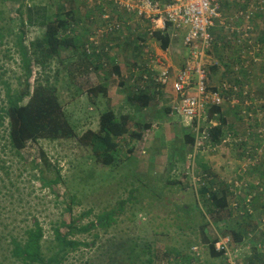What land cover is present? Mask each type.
I'll return each instance as SVG.
<instances>
[{"label":"rangeland","instance_id":"rangeland-1","mask_svg":"<svg viewBox=\"0 0 264 264\" xmlns=\"http://www.w3.org/2000/svg\"><path fill=\"white\" fill-rule=\"evenodd\" d=\"M125 1L0 0V107L7 84L12 90L24 87L26 72L17 42L22 20L27 21L23 28L26 45L45 32L40 23L43 8L46 14L67 17L68 34L82 45L79 50L63 49L46 69L33 59L29 79L34 85L37 78L52 82L58 75V93L76 127L75 137L39 139L14 155L8 146L7 121L0 122V228L8 233L14 225H26L36 217L49 237L64 213L68 219L65 205L72 197L74 214L93 209L84 222L130 198L109 231L155 240L156 264H185L169 254L167 247H184L182 255H190L185 248L189 241L198 244L199 250L191 254L194 264H224L212 256L210 240L233 239V229H242L250 214L258 227L242 244L234 243L236 253L243 264H251L248 257L255 253L264 259V0H217L220 16L213 28L214 42L206 52V67L209 89L217 88L222 94L227 133L220 143L205 144L194 154L184 142L188 133L195 132L189 117L173 111L178 95L174 89L175 95L162 98L168 110L161 114H156L163 107L158 98L141 111L129 100L133 81L146 71L155 76L166 74L173 84V73L182 69L189 55L183 42L186 33L179 30L178 38L171 37L164 49L158 36L150 34L152 22L127 11ZM248 8L250 18L246 17ZM120 22L123 29L112 30ZM117 65L122 66L120 74L114 72ZM99 83L107 85V95L91 96L90 88ZM108 106L117 112H136L154 124L139 140L120 139L123 160L115 167L99 162L80 139L86 130L98 129L100 113ZM43 152L49 167L42 162ZM58 171L64 181L49 184L41 179L52 180ZM203 185L229 190L226 209L207 210L196 195ZM186 204L193 208L190 216L178 208ZM203 222H207L209 242L204 241L198 225ZM81 257L73 256L66 264H83Z\"/></svg>","mask_w":264,"mask_h":264},{"label":"trees","instance_id":"trees-1","mask_svg":"<svg viewBox=\"0 0 264 264\" xmlns=\"http://www.w3.org/2000/svg\"><path fill=\"white\" fill-rule=\"evenodd\" d=\"M43 9L40 23L44 25L45 32L42 36L31 41L29 45L24 43L25 31L23 28L27 21L22 20L23 27L17 42L26 72L24 87L22 90L19 88L12 90L7 84L6 96L3 99L4 105L0 107V122L5 124L7 121L8 146L14 155H20L29 142L47 138H73L77 135L76 127L67 116L58 93L56 83L58 75L52 82L49 78H37L34 85L29 81L33 74V59L42 69H46L63 49L79 50L82 46L78 45L76 37L68 34L70 21L67 17L64 18L58 13L46 14V8ZM19 11L21 12L22 8ZM36 11L40 12V9L37 8ZM29 21L32 23L30 16ZM155 34L161 40L162 47L167 49L171 41L169 35H165L161 30L155 31ZM2 38L3 35L0 33V43H2ZM114 72L120 73L118 65L114 66ZM107 88L104 83L94 85L89 90L90 95L95 97L100 93L107 95ZM145 89L137 90L134 86L133 94L129 96L131 104L140 111L143 109L142 107L151 105L154 99V96L147 93ZM163 109L166 112L168 110ZM207 114L208 120H215L217 123L209 124L206 128L208 138L204 140V143L218 144L227 133V119L223 115V107L211 104L208 106ZM152 126V122L144 121L142 117L131 112H117L113 107L108 106L100 113L98 129L86 130L80 139L90 147L99 162L109 167H115L123 160L121 159L120 139H125L128 136L129 140H139L143 137V131ZM194 141L195 134L188 133L184 145L190 144L191 154H194ZM41 159L46 166H51L45 152L42 153ZM39 172L44 173L43 169H40ZM41 179L49 184L64 181L59 171L52 180L46 179V176H42ZM173 182L180 183L176 179ZM196 195L200 202L204 201L207 210L213 213L226 209L228 205L229 190L226 187L213 190L210 185H203L196 191ZM130 200V198L122 199L117 207L104 208L97 212L93 219L84 222L92 214L93 209L74 214L75 199L72 197L70 203L65 205V211L69 214L68 219L65 218L66 213H64L63 218L56 221L51 227L49 237L46 235L44 225L36 217H33V221L26 225H14L8 229V233L0 228V264H66L73 256L77 257L78 255L82 256L83 264H156L158 249L155 247V240L136 235L121 236L116 232L111 234L109 231L118 223L119 216L124 212L125 205ZM178 208L189 216L193 211L192 206L188 204L182 205V207L178 206ZM200 212L203 214V209ZM249 217V221H244L245 223L242 224V229H233L234 247V243L242 244L249 232L255 231V228L258 227L253 215L250 214ZM198 225L204 241L209 242L210 238L205 233L207 222L198 223ZM177 226L179 229L183 228L182 225ZM84 234H88V236L79 237ZM219 237L210 240V252L213 257H219L226 264L227 256L223 251L217 250L215 246ZM167 248L169 254H173L177 260L185 264H194L191 254L193 255V252L196 253L199 250L198 244L191 241L185 245L186 249H190V255H182L181 251L184 247H181L182 250L177 249L176 246ZM260 256L258 253L251 255L248 257L249 263L264 264V259L261 260ZM241 263L243 264V262Z\"/></svg>","mask_w":264,"mask_h":264},{"label":"built area","instance_id":"built-area-1","mask_svg":"<svg viewBox=\"0 0 264 264\" xmlns=\"http://www.w3.org/2000/svg\"><path fill=\"white\" fill-rule=\"evenodd\" d=\"M127 11L144 16L152 22L150 34L156 30L163 32L172 30L177 36L179 30H184V44L189 49V55L182 69L176 74L172 88L177 92V99L173 104V111L184 114L191 120L190 125L195 132L194 152L205 148L204 140L208 138L206 128L217 122L208 120L207 109L211 104L222 103V94L218 89H209L208 70L206 67L207 54L214 42L212 29L220 16L217 0H126ZM252 11L246 10V17L250 18ZM123 29V24L112 30ZM154 81L158 85H166L170 80L166 74L155 76L146 71L133 81L136 89H144L148 82ZM207 120L205 121V117ZM248 206V205H247ZM252 211L251 208H248ZM232 242V243H231ZM216 249L227 256L226 264H242L238 259L237 247L233 246L230 236L219 237L215 243Z\"/></svg>","mask_w":264,"mask_h":264},{"label":"crops","instance_id":"crops-1","mask_svg":"<svg viewBox=\"0 0 264 264\" xmlns=\"http://www.w3.org/2000/svg\"><path fill=\"white\" fill-rule=\"evenodd\" d=\"M156 1H159V0H156ZM98 3H99V1H98ZM101 7H102V5H101ZM122 30V29H121ZM157 31V30H156ZM173 31L172 30H170V31H165V32H163V33H165V35H169V37H170V39H171V37L173 38V37H175V38H178V36H179V31L177 32L178 33V35L177 36H175V35H173V33H172ZM212 32H213V29H212ZM154 34H155V32H154ZM118 67H119V72H122L123 71V69H122V66H120V65H118ZM178 72V71H177ZM177 72H175L176 74H177ZM175 73H173L174 75V77L176 76V74ZM117 74H120V73H117ZM172 81H170V84H168V85H158V84H156L154 81H150V82H148L147 83V85H146V92L147 93H149V94H151L152 96H154V99L155 98H158V99H160L161 100V103L163 104V107H159V109H157L156 110V114H161V113H165L166 111H165V109H163V108H166L165 107V105H164V100L162 99L163 97L165 98L167 95H169V94H173V95H175L174 94V90H173V88H172V83H171ZM121 84H125V82H121ZM153 85H155L154 87H152ZM135 86V85H134ZM162 87V88H161ZM213 89H215V88H213ZM217 89V88H216ZM161 94V95H160ZM131 96V95H130ZM177 99V98H176ZM175 99V100H176ZM175 100H174V102H175ZM153 101V100H152ZM174 104V103H173ZM224 110V109H223ZM134 115H137V113L136 112H134ZM167 115H168V113H167ZM138 117H140L139 115H137ZM153 126H154V124H153Z\"/></svg>","mask_w":264,"mask_h":264}]
</instances>
